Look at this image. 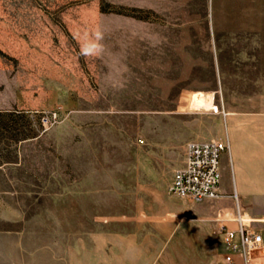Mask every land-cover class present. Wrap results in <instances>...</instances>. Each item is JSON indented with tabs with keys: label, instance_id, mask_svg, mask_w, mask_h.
Instances as JSON below:
<instances>
[{
	"label": "rangeland",
	"instance_id": "1",
	"mask_svg": "<svg viewBox=\"0 0 264 264\" xmlns=\"http://www.w3.org/2000/svg\"><path fill=\"white\" fill-rule=\"evenodd\" d=\"M258 104L264 0H0V264H224L230 206L168 189Z\"/></svg>",
	"mask_w": 264,
	"mask_h": 264
},
{
	"label": "built area",
	"instance_id": "2",
	"mask_svg": "<svg viewBox=\"0 0 264 264\" xmlns=\"http://www.w3.org/2000/svg\"><path fill=\"white\" fill-rule=\"evenodd\" d=\"M229 151V143L221 140L188 143L185 162L173 174L169 193L194 204L220 200L223 159ZM228 222H234L236 227L224 224L220 229L225 245L224 264H236L237 257L248 263L262 250L263 238L257 226L264 220L247 218L238 208L235 219Z\"/></svg>",
	"mask_w": 264,
	"mask_h": 264
},
{
	"label": "crops",
	"instance_id": "3",
	"mask_svg": "<svg viewBox=\"0 0 264 264\" xmlns=\"http://www.w3.org/2000/svg\"><path fill=\"white\" fill-rule=\"evenodd\" d=\"M256 110L264 112V104H258ZM239 122L242 124L227 123L226 140L230 145V151L223 159V182L221 185L223 197L219 201L230 206V209L225 213V217L228 218L227 222L235 219L237 203L247 218L264 220V208L259 209L264 206V113L257 114L256 118L252 117ZM227 156L231 160L233 170L231 186L224 183ZM244 194L249 200L251 197H256L258 205L262 206L251 209V206L246 203V206L242 207L241 199ZM230 225L233 228L236 227L234 222H231ZM257 230L263 238L262 250L254 254L248 263L237 257L236 264H264V222L257 226Z\"/></svg>",
	"mask_w": 264,
	"mask_h": 264
},
{
	"label": "clouds",
	"instance_id": "4",
	"mask_svg": "<svg viewBox=\"0 0 264 264\" xmlns=\"http://www.w3.org/2000/svg\"><path fill=\"white\" fill-rule=\"evenodd\" d=\"M105 34L102 30L97 29L89 38V40L83 43L80 47V55L88 57H100L104 54L105 46L104 41Z\"/></svg>",
	"mask_w": 264,
	"mask_h": 264
},
{
	"label": "bare ground",
	"instance_id": "5",
	"mask_svg": "<svg viewBox=\"0 0 264 264\" xmlns=\"http://www.w3.org/2000/svg\"><path fill=\"white\" fill-rule=\"evenodd\" d=\"M212 102V99L208 98V97H198L196 98L193 106L195 108H205L207 106H210V103Z\"/></svg>",
	"mask_w": 264,
	"mask_h": 264
}]
</instances>
